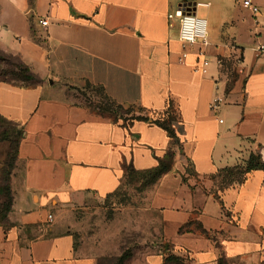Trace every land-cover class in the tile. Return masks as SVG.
<instances>
[{
    "label": "crops",
    "instance_id": "1",
    "mask_svg": "<svg viewBox=\"0 0 264 264\" xmlns=\"http://www.w3.org/2000/svg\"><path fill=\"white\" fill-rule=\"evenodd\" d=\"M251 1L257 14L243 0H0V50L42 81L0 82V117L20 133L0 264H95L60 230L61 212L115 194L129 171L147 174L169 152L170 170L147 193L168 252L264 264V0ZM180 9L207 23L206 44L184 62ZM86 85L124 119L93 112L76 96ZM252 155L263 167L225 181Z\"/></svg>",
    "mask_w": 264,
    "mask_h": 264
},
{
    "label": "rangeland",
    "instance_id": "2",
    "mask_svg": "<svg viewBox=\"0 0 264 264\" xmlns=\"http://www.w3.org/2000/svg\"><path fill=\"white\" fill-rule=\"evenodd\" d=\"M21 61L0 50V80L17 85H32ZM76 95L93 112L106 118L124 119L125 110L109 101L96 87L86 85ZM15 129L0 120V132ZM17 140L14 135H0V223L8 225L5 217L10 200L5 192L9 183L7 173L15 167ZM154 185L152 176L129 171L123 187L107 198L90 197L82 204L61 212V231L75 238V248L93 256L95 264H144L148 254L164 250L159 215L147 206V193ZM9 214V213H8ZM8 216V215H7ZM183 264H192L186 259ZM227 264V263H226Z\"/></svg>",
    "mask_w": 264,
    "mask_h": 264
},
{
    "label": "trees",
    "instance_id": "3",
    "mask_svg": "<svg viewBox=\"0 0 264 264\" xmlns=\"http://www.w3.org/2000/svg\"><path fill=\"white\" fill-rule=\"evenodd\" d=\"M16 58H18V57H16ZM21 63L25 67L24 70L28 73L26 78L29 81L34 83L32 85H37V84L42 82L41 79L39 77H37V75H35L30 70L29 67H27L22 61H21ZM1 81L7 82L5 80H0V82ZM26 86H28V85H26ZM119 107L122 108L121 106H119ZM0 120L2 122L6 123L9 126L10 125L13 126V124L11 122H9L8 120H6V119H4L2 117H0ZM164 126L169 131L171 136L174 137L173 136V131L170 129L169 125L167 123H165ZM11 133L14 135V137L17 140V143H16V155H15V158H17V146H18V139L20 137V133L17 132L16 128L14 130L13 129L11 130V129L7 128V129L3 130L2 132H0V135L1 136L2 135H8V134H11ZM172 157H173V155H172L171 152L167 153L166 156L163 159L160 160L159 165L156 168H154V169L149 171L148 174L150 176H152V182L156 183L163 175H165L170 170L171 165H172ZM260 167H263V165L259 162L258 157L252 155L243 170H241L239 168H237V169L236 168L235 169L232 168V169L225 170L224 179H225V181L228 180L229 183H232L233 181L241 182L242 179H243V173L245 174L247 172H250L252 170L258 169ZM10 179H11L10 173H7L6 181L9 183V185L7 184V186L5 188V192L7 191L6 194L8 195V198L10 200V209H9L8 213L11 210V204H12V196H11V190H10ZM8 213H7V215H8ZM7 215L5 217H8ZM0 225H3V224L0 223ZM164 245L165 246H164V250L163 251L165 252L166 256L164 258L163 264H183L184 258L175 256L174 254L168 252V250H170V248L167 247V244H164ZM220 264H226L225 260L221 259Z\"/></svg>",
    "mask_w": 264,
    "mask_h": 264
},
{
    "label": "built area",
    "instance_id": "4",
    "mask_svg": "<svg viewBox=\"0 0 264 264\" xmlns=\"http://www.w3.org/2000/svg\"><path fill=\"white\" fill-rule=\"evenodd\" d=\"M243 7L249 9L253 14H257L259 12V8L254 5L251 0H243ZM177 14L181 18L180 40L183 45L180 61L184 62L193 46H195L198 42H201L203 45L206 44L207 23L204 19L197 17L191 10L180 9ZM48 23V20H43L41 22L43 26H47ZM262 52H264V44H260L256 49L257 55ZM197 56L198 58H201V70L205 72L209 64V61L205 57V51L200 48L197 51ZM240 72H243V70H240ZM223 101V98L216 97L210 106V110L216 112L218 106L223 103ZM48 220L52 222V215L48 217Z\"/></svg>",
    "mask_w": 264,
    "mask_h": 264
},
{
    "label": "water",
    "instance_id": "5",
    "mask_svg": "<svg viewBox=\"0 0 264 264\" xmlns=\"http://www.w3.org/2000/svg\"><path fill=\"white\" fill-rule=\"evenodd\" d=\"M187 10H191V9H187Z\"/></svg>",
    "mask_w": 264,
    "mask_h": 264
}]
</instances>
